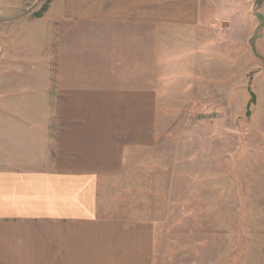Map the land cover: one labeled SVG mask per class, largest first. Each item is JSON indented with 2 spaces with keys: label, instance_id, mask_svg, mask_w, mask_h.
<instances>
[{
  "label": "crops",
  "instance_id": "obj_1",
  "mask_svg": "<svg viewBox=\"0 0 264 264\" xmlns=\"http://www.w3.org/2000/svg\"><path fill=\"white\" fill-rule=\"evenodd\" d=\"M208 15V0H51L26 33L43 46L1 47L0 89L13 99L3 107L16 110L6 129L17 133L0 142V264H152L153 223L109 191L157 144V90L129 77L151 65L154 43Z\"/></svg>",
  "mask_w": 264,
  "mask_h": 264
},
{
  "label": "rangeland",
  "instance_id": "obj_2",
  "mask_svg": "<svg viewBox=\"0 0 264 264\" xmlns=\"http://www.w3.org/2000/svg\"><path fill=\"white\" fill-rule=\"evenodd\" d=\"M50 1L0 9V53L43 46L26 33ZM255 1L208 0L203 27L165 35L144 74L129 77L157 90V144L109 191L129 217L153 223L152 264H264V0ZM6 96L0 89V142L17 133L6 129L16 113Z\"/></svg>",
  "mask_w": 264,
  "mask_h": 264
},
{
  "label": "water",
  "instance_id": "obj_3",
  "mask_svg": "<svg viewBox=\"0 0 264 264\" xmlns=\"http://www.w3.org/2000/svg\"><path fill=\"white\" fill-rule=\"evenodd\" d=\"M262 1H263V0H256V1H255V7H258Z\"/></svg>",
  "mask_w": 264,
  "mask_h": 264
},
{
  "label": "trees",
  "instance_id": "obj_4",
  "mask_svg": "<svg viewBox=\"0 0 264 264\" xmlns=\"http://www.w3.org/2000/svg\"><path fill=\"white\" fill-rule=\"evenodd\" d=\"M47 8V7H46ZM46 8L42 11V13L46 10ZM42 13L40 14V15H38V17H41L42 16ZM252 99H254L255 100V97H254V95L252 94ZM253 101V100H252Z\"/></svg>",
  "mask_w": 264,
  "mask_h": 264
}]
</instances>
